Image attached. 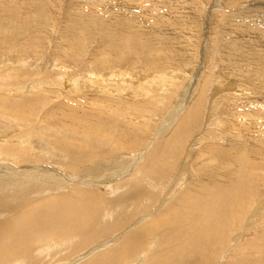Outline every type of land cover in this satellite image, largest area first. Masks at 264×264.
Here are the masks:
<instances>
[{
  "label": "bare ground",
  "instance_id": "1",
  "mask_svg": "<svg viewBox=\"0 0 264 264\" xmlns=\"http://www.w3.org/2000/svg\"><path fill=\"white\" fill-rule=\"evenodd\" d=\"M101 1H107L105 6L114 10L113 20L112 16H102L100 12V15H97L99 13L89 11L84 15L75 11L76 14L72 17H64H68L67 25L62 28L63 45L67 48L57 46L58 43L52 51L57 52L60 56L58 59L61 60L68 59L74 62L80 58L85 60L90 53L87 52L85 56L88 50L81 43L80 36L86 32H89L90 36L100 34L103 41L107 39L116 44L112 48L107 47L102 54L97 53L99 56L92 55L94 58L89 59L88 63L89 66L104 69L106 72L93 71L91 74L94 76L93 79H74L57 73L62 63L53 62L55 60L53 56L54 60H50L53 62L51 66L56 70L53 69L50 73L49 82V78L53 79L56 73L61 88L74 86L71 92L68 91L74 96L75 93L85 92L86 89H89L87 92L92 93V88H98L102 96L104 93L110 96L123 84L110 85L106 82V78L110 76L109 80L117 83L119 78L125 79L131 75L130 70L125 72L127 70L119 69L118 65L141 63L143 67H149V70L155 73L170 66L169 57L174 56L171 55L172 53L185 57L183 51L185 49L179 48L181 38L177 36L174 38L172 35L173 30L179 27L174 25V21L173 24L166 25L168 24L166 20L173 15L169 14L171 10L162 12L159 14L161 16L155 14L156 17L153 18L154 13L147 15L152 21L147 23L146 27L145 24L139 23V26H133L130 20L134 19L132 15L134 10L130 13V10L125 8V3L123 4L125 0ZM33 2L31 10L36 14L41 6H45L47 0H33ZM18 7L13 0H0L2 32L5 30L17 32L24 26L31 27L30 24L33 23L36 26L41 25L42 13L40 15L37 13L34 20L29 19L25 25H22V22L18 23L19 17H23L19 14L24 11L25 6ZM139 16L145 17L143 14ZM243 17L246 16L243 14ZM37 20L39 22L36 23ZM114 20L118 23H114ZM235 24L239 31L244 30L243 32L246 33L256 31L258 25L251 21L245 26L240 23ZM68 35H71L70 39ZM98 47L101 49L102 45ZM188 57L187 60L190 58ZM259 62L264 65V58ZM212 69L208 68L201 73V83L194 88L195 95L191 97L184 110L172 109L171 114H166L167 116L160 121L159 127L153 133L156 141H153V145L151 144L148 150H140L142 151L140 161L137 160V163L130 165L135 170L134 173L122 180L117 179L120 176L113 175L117 174V167L113 168L114 164L109 166L107 162L110 156H114L115 159L117 158L115 154L123 153V156L125 153V155L130 154L134 148L144 143L145 138L143 139L142 134L130 139L134 128L138 126L136 120L141 127L146 125L139 120V115L142 113L136 116L138 110L132 112V115L129 113L130 115L126 117L122 115L123 123L118 124L115 120L111 118L108 120L98 114L93 117V111H118L116 104L113 105L107 98L97 97L99 100L94 101L82 98L83 101H80L78 97L77 99L69 94L72 99L67 102L72 103L70 106L73 107H68L62 113L44 112L39 117L33 113L32 117V113L27 111L28 107L24 104L21 105L20 112L0 113V118L3 120L17 121L20 129L18 133L0 140V264H211L214 262L216 256L223 250L226 238H233L235 231L246 224L245 216L249 209L252 208L249 216L256 214L257 207L262 202L259 198L253 203L250 202L248 187L252 182L264 181V147L256 149L246 144L238 147L233 145L226 148L229 153L218 157L219 151L216 150L215 143L219 139H226V143L230 144L234 141H229L230 136L218 139L212 136L213 134H206L199 140V143L205 146H202L204 149L200 150L196 160L194 159L200 164L195 166V171L201 176L211 177L210 185L196 183L185 188L181 186L183 189L174 195L173 203H171L172 199L160 200V204L150 215L148 214L147 219L137 218L133 226L126 227L121 235H113V238L105 241L100 240L119 231L132 216L142 213L157 202L155 200L152 203L154 191L160 186L159 181L171 164L176 162L178 150L180 151L186 137L191 134V127L201 124L203 119L202 123L207 127L211 123L210 117L216 115V107L213 106L214 97L218 91L223 90L218 88H225L228 83L231 84L228 78L225 81L220 80L222 83L215 81V76L218 74L216 75L215 69L213 71ZM67 70L68 68L64 67L63 72ZM195 70L196 80L200 72ZM167 73L165 72L166 75ZM141 78L145 77L138 76L137 83L142 82ZM95 81L98 82V87ZM208 83H210L209 87H207ZM23 85L27 89L38 88L32 82H25ZM226 89L234 90L229 86ZM44 91L48 90L40 89L41 94L46 93ZM237 92L225 93L222 96V100L228 104L231 130L264 133V106L261 109L255 108L259 106V102L254 100L253 108L247 110L236 108L234 105L237 100L252 97L249 93L242 92L238 95ZM64 96L68 97L67 94ZM88 100L90 102H87ZM246 102L248 105L252 103ZM139 112L145 113L140 109ZM203 112L204 117L201 116ZM33 119H36V123L30 125L29 122ZM213 120L212 125L221 128L226 123L221 122L218 116ZM0 132L3 133L1 130ZM196 137L198 140L199 136ZM191 150L182 160L188 159ZM218 161L225 164L221 166L220 171L219 166H216ZM177 180L179 182V179ZM59 189L64 191L59 192ZM98 189H104L109 193L101 195ZM164 190L167 191L163 188ZM250 203L252 206H249ZM249 216L247 223L251 225L252 219ZM233 241V246L226 249L223 255L225 257L226 253L232 252V260L226 261L225 264H264V231L249 239L244 238L241 241L233 239ZM106 245L108 247L102 249ZM99 249L102 252L97 253ZM260 258L261 261L257 262Z\"/></svg>",
  "mask_w": 264,
  "mask_h": 264
},
{
  "label": "rangeland",
  "instance_id": "2",
  "mask_svg": "<svg viewBox=\"0 0 264 264\" xmlns=\"http://www.w3.org/2000/svg\"><path fill=\"white\" fill-rule=\"evenodd\" d=\"M13 1L16 2L17 7L25 6L24 11H21V13L19 14L20 16L23 17L22 18L19 17L18 23L22 22L23 23L22 25H25L26 21H28L29 19L30 21L31 19L34 20L36 15L38 14L40 15L41 13H42L41 18L43 20L41 19L42 22L41 25L39 24L38 26H36L33 23L30 24L31 27L24 26L20 31L17 32L6 31V30L2 32L3 25L0 24V113L3 112V113L12 114L13 112H20L21 105L24 104L28 107L27 111L32 113V117H33V113H35L36 116L38 117L41 116V114L44 112L49 114H58L64 112V110H67L68 107H73L70 106L72 103L67 102V100H71L72 97L75 98L78 97L80 101H83L81 100L82 98L84 99L87 98L90 101L99 100L98 98L101 97H104L103 99L107 98L109 101L113 103V105L116 104L115 106L118 111L115 110L112 111L103 110L102 112L93 111L92 112L94 114L93 117H96V115L98 114L101 115V117H106V119L111 118L115 120L118 124L123 123L122 115L123 117H126L130 114L132 115V112L138 110L136 116H138L139 113H142L143 115L142 114L139 115V120H142L144 123H146V125L145 127H141L139 125V121L136 120V124L138 126L134 128V133L132 136H130V139H133V137L136 138L142 134L143 139L145 138L144 143L141 146L134 148L130 154L128 153L127 155H125L126 154L125 153L124 156L123 153H120L121 156L119 154H115V157H117L115 159L113 158L114 156H110L109 158L107 157L108 158L107 164L109 166L114 164L113 168L117 167L118 170L117 174H113L116 177L120 176L117 179H121V180L126 179L132 173H134L135 170L132 169L130 165L131 164L133 165V163H137L138 162L137 160L140 161V158L142 156L140 152L144 151L145 149L148 150L150 145L151 144L153 145V143L156 141L153 133L159 127L160 121L165 116H167L166 114H171L170 110L172 111V109H179V111L184 110L187 103H189L190 99H192L191 97L195 95L194 88L197 87L196 86L197 84L201 83L202 77L200 76L203 71H207L208 68L209 69L213 68L212 71L215 69L214 71H216V75L218 74L217 76H215L216 79L215 81L221 82L222 80L225 81V79L228 78L227 80L230 81L231 83L229 85V83L227 82L228 84L226 83L227 86H225V88L219 87L218 89H223V90L218 91L213 101V106L216 107L215 108L216 115L218 116V119L221 120V122L223 121L226 122L225 125H223L222 128L220 126L217 127L212 125L214 122L213 119L217 118L216 115H213L212 117H210L212 118V120L210 123L211 125L208 124V127L207 125H205V123L204 124L202 123L204 119L201 121L202 126L200 123L195 127L192 126L191 134H189L186 137V141L183 144L180 151L178 150L179 155L177 154L178 158L176 159V162L175 163L173 162V164H171L167 173L164 174L162 177L164 180L162 178L160 179L159 181L160 186H158L157 189L154 191V197H152L153 198L152 203L155 202V200L157 202H155L149 209L144 210L142 213L139 212L138 214L132 216L131 220L124 225L125 227L123 226L121 229H119V231H116L113 234L106 236L107 238L104 237L100 239L101 241L111 239L119 234L121 235L122 232L126 230V227L133 226V222H136L137 218L142 217L144 220L147 219L148 216L151 214V212L154 210V208L157 207L158 204H160V200L162 201L165 199H172L171 203H173L174 195L177 192H179V190L185 187L192 186L196 183H208L210 185L212 181V179H210L211 177L201 176L199 175V173H197V171H195V166L200 165L199 163L195 162L197 154H199L200 150H203L204 149L203 147L205 146L203 143L200 144L199 140L200 138H204L206 134H211V135L213 134L212 136L218 139L223 136L224 137L230 136L228 137V139L230 138L229 141L234 140L233 142H230V144L226 143V139L223 140L219 139V141L215 143V145L217 146L216 150L219 151L218 157L227 154V152L229 153L230 151H226L227 150L226 148L233 145L238 147L240 145L246 144L248 147L250 148L255 147L256 149H262L264 147V137H263L264 133L262 134L258 132L250 133L251 130H249L248 133L247 131L241 129L239 131L231 130V126H230L231 122L228 120L229 118L228 107H227L228 104L227 102H224L222 100V96H224L223 94L231 93V92L236 93L238 91L237 94L238 93L242 94V92H244V93H249L250 95H252V97L247 99L242 98L243 100L242 99L237 100L234 105L236 108L243 110L253 108L252 106L255 104L254 100H257L259 102V106H255V108L261 109V107L264 106V73L262 72L264 71V65L259 62L260 59L264 58V0H137V1L133 0L131 2H129L128 0H125V2L123 1V4L125 3L124 4L125 8L127 10L129 9L130 11L129 10L128 11L130 13L131 11L134 10L132 12L134 13L132 14L134 16V19L130 20V24L132 21L133 24L131 25L133 26H139V24L140 25L145 24L146 27L147 23L152 21V18L155 16V14L159 15L162 12H169L171 10L169 14L172 13L174 16L173 15L169 16V18L166 20V22L168 23L166 25L169 24L171 25L173 24L174 21V25L179 27V29L173 30L174 33H172V35L173 37L177 36L181 38L180 40L181 42H179V48L185 49L183 51L186 55L185 57L182 58L172 53L171 55H174L176 58L174 56L169 57L170 66L164 67L165 69L164 70L162 69L160 71L161 74L160 72L157 71L154 73V71L149 70L150 69L149 67H145V66L143 67L141 63L140 64L136 63L137 65H131V63L125 65L124 63L123 64L121 63L122 65H118V67H120L119 69L127 70L125 72L131 71V75L125 77V79H123V77L119 78L120 81L118 80L117 83L115 81L109 80L110 76H108L106 78V82L108 84L110 85H114V84L117 85L120 83L123 84V86L117 89L115 93L110 96L107 93H104L103 94L104 96L100 95L101 92L98 88H92V93L87 92L89 89H86L85 91L86 93L79 91V93H75L74 96L72 93H69L71 92L74 86L72 87L69 85V87L66 86V88L65 87L63 88L62 86L61 88L56 73L53 75L54 78L53 79L49 78L50 82L48 81V77L50 76V73H52V70L54 69L51 66V63L55 61H57L58 63L59 62L62 63L61 66L59 67L60 69H58L59 71L57 70L58 74L62 73L63 75L71 76L74 79L76 78L93 79L92 77L94 76L91 75L93 71L95 73H100L101 71L106 72L104 71V69L101 68L97 69L93 66H89L88 63L89 59H93L97 53L102 54L106 51L107 47L112 48L116 44V42L109 41L107 39L103 41L102 35L100 34H98L99 36L98 35L96 36L95 34H91L90 36V33L86 32L80 36L81 43H83V46L88 50L85 52V56L87 52L88 54L90 53L89 56L87 55L88 58L85 60H83L84 58L83 59L80 58L76 62L70 61L68 59L61 60L58 59L60 58L58 53L52 51V49L55 48L58 43L59 44L57 46L67 48L65 45H63L64 37H63L62 28L64 25L65 26L67 25L68 23L67 18L75 15L76 12L77 13L82 12V14L85 15V13L89 11H94L96 13L100 12L102 16H107V17L112 16L114 10L108 9L105 6V3L107 1L102 2L101 0H91L90 2V0H47L45 6H41V9H39V11H37L36 14H34L33 13L34 11L31 10L32 5L34 4L33 0H28V1L13 0ZM30 1L32 4L30 3ZM135 3L137 5L139 4L138 8L140 7V9L138 8L136 9L137 5ZM27 8L29 9L25 10ZM28 11L30 14L28 13ZM144 11H146L147 14ZM100 13L97 15H100ZM140 14H143V16H145L144 17L145 19L142 16H139ZM149 14H153L152 18L147 17V15ZM243 14L246 17H243ZM45 15H47L48 17ZM87 15H91V14H87ZM66 16L68 17L64 18ZM111 18L113 20V16ZM143 19L145 22L144 21L141 22V20ZM248 21H251V23H258V25L256 26L257 30L248 33L243 32L244 30L239 31V28L236 27L237 25L235 23H240L245 26V24L248 23ZM37 22H39V20H37L36 23ZM115 22L118 23V21L114 20V23ZM70 36L71 35H68V39L71 38ZM65 37L67 38V36ZM235 38L237 39L235 40ZM103 42L105 44H103ZM61 44L63 46H61ZM99 45L100 47L102 45L101 49L98 47ZM97 48L98 50L96 51ZM98 54L96 56H99ZM201 54L203 55V57H201L202 56ZM188 55H190L189 56L190 58L188 57ZM52 57L55 58V60ZM187 57L189 58V60H187ZM50 60L52 61L54 60V61L52 62ZM64 67L68 68L67 72L66 71L63 72ZM195 69L199 70L200 72L198 73V77L196 80L194 76L196 74ZM55 70L56 68L54 69V71ZM122 71L123 70H121V72ZM111 72H113V70H111ZM165 72L166 73L168 72L167 75L165 74ZM136 75H138L139 77L140 76L145 77L143 79L141 78L142 82L140 84L137 83L136 81V79L138 78V76L136 77ZM21 78L24 79L22 80ZM25 82L28 83L32 82V84L37 85L38 88L27 89L23 85V83ZM95 84L98 87V82L95 81ZM209 86L210 83H208L207 87ZM228 86L234 88V90L232 91L231 89H226V87ZM55 87L58 89H55ZM40 89H44L48 91H44L46 93L41 94ZM66 94L68 97L64 96ZM69 94H71L72 96V97L70 96L71 98L69 97ZM111 96H113L114 99ZM93 97L95 99H92ZM89 100L87 102H90ZM246 101L252 102L251 105H248ZM139 109L144 110L145 113L139 112ZM112 113L115 115L109 116V115H113ZM203 114L204 112L201 114V116L204 117ZM16 123L17 121L15 122L7 121L0 118V125H1L0 130L3 132L2 134L0 132V140L2 138H8L10 137L11 134L13 133L16 134L20 131V129L18 128L19 123L17 124ZM34 123H36V119H33L29 122L30 125ZM118 128H120L119 125ZM238 133H241L243 135H240ZM196 136H199L198 140ZM195 140H197V142ZM257 146H259L260 148ZM189 150H191L192 152L188 157V159L186 161L182 160L183 157L184 158L186 157L187 152ZM183 163L184 166L182 169ZM217 163L216 166H219L218 170L220 171L221 170L220 168H222L221 166L222 165L225 166V164H223L221 161H218ZM216 166L214 167L217 168ZM126 168H128V170ZM108 178H105V180H107ZM177 179H179V182ZM163 188L166 189L167 191L165 190L163 191ZM248 188L251 195L250 197L251 203H253L254 200H257V198L260 199V202L262 201L260 206L257 207L258 212L256 214H252L251 216H249L252 208L249 209V211L245 216L246 224L243 225L244 228L242 226L240 229H237L235 231L236 233L233 234V238H229V237L226 238L225 244L223 246V250L221 251L222 253L220 252L216 256L214 262H212L211 264H218L220 261L221 262L219 264H225L226 261L229 262L230 260H232L231 259L233 254L232 252H229L228 254L226 253L225 257L223 255L226 249L231 248L233 246L234 244L233 239H238L240 241L244 238L249 239L253 237L255 234L260 235V233L264 231V223H262V221L264 220V214H263L264 213V181L252 182ZM59 190H60L59 192L64 191L62 189ZM98 192L101 195L109 193L104 189H98ZM251 203L249 204V206L251 205ZM248 216L252 219V222H250L251 225L247 223ZM245 227L247 228L249 227V229L247 228L245 229ZM108 246L106 245L102 249ZM99 250L100 251H97V253L102 252L101 249ZM80 258H78V260ZM260 261L261 258L257 260V262Z\"/></svg>",
  "mask_w": 264,
  "mask_h": 264
}]
</instances>
